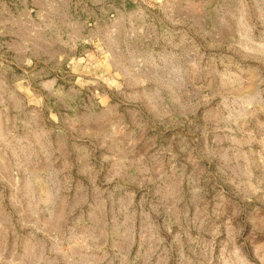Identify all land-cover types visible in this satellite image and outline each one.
<instances>
[{"label":"rangeland","instance_id":"374dc122","mask_svg":"<svg viewBox=\"0 0 264 264\" xmlns=\"http://www.w3.org/2000/svg\"><path fill=\"white\" fill-rule=\"evenodd\" d=\"M0 264H264V0H0Z\"/></svg>","mask_w":264,"mask_h":264},{"label":"crops","instance_id":"0c3cea01","mask_svg":"<svg viewBox=\"0 0 264 264\" xmlns=\"http://www.w3.org/2000/svg\"><path fill=\"white\" fill-rule=\"evenodd\" d=\"M3 151H4V148H3Z\"/></svg>","mask_w":264,"mask_h":264}]
</instances>
